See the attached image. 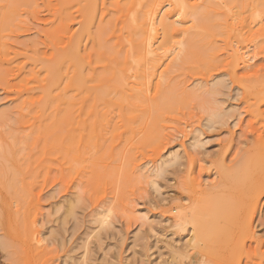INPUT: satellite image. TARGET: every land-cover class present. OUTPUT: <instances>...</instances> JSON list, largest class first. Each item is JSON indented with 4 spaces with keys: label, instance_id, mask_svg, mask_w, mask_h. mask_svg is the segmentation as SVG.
<instances>
[{
    "label": "rangeland",
    "instance_id": "rangeland-1",
    "mask_svg": "<svg viewBox=\"0 0 264 264\" xmlns=\"http://www.w3.org/2000/svg\"><path fill=\"white\" fill-rule=\"evenodd\" d=\"M9 6L15 21L1 49L13 59L0 66V179L7 185H0V264H264V184L234 166L264 140V101L245 98L224 56L203 74L172 73L173 102L142 121L123 124L113 113L102 133L83 141L76 164L67 154L68 127L46 121L52 109L44 119L25 104L31 65L13 55L48 51L52 13L42 0ZM242 47L239 77L264 74V54L254 43ZM216 81L223 85L214 90ZM211 112L219 119L208 123ZM158 159L166 162L159 175ZM28 220L41 240L34 258L23 242Z\"/></svg>",
    "mask_w": 264,
    "mask_h": 264
},
{
    "label": "bare ground",
    "instance_id": "bare-ground-1",
    "mask_svg": "<svg viewBox=\"0 0 264 264\" xmlns=\"http://www.w3.org/2000/svg\"><path fill=\"white\" fill-rule=\"evenodd\" d=\"M42 1L53 19L46 36L48 51L21 50L13 55L24 56L31 65L28 80H23L24 90L31 95L25 104L36 106L44 119L46 108L52 109L53 117L46 121L68 127L67 154L73 155L76 164L83 141L102 133L99 129L113 113L123 124H133L172 103L176 86L171 74L175 71L203 74L204 69L217 68L219 57L224 56L225 71L245 98L252 99L253 105L264 101V74L238 75L244 63V42L254 43L264 54V0H55V9ZM30 2L24 0V5ZM10 3L0 0L1 67L13 59L1 49L3 31L12 29L15 21ZM165 9L169 10L163 15ZM243 13L248 14L246 18H240ZM170 19L174 20L168 23ZM74 23L77 28L72 30ZM170 57L169 66L160 71L163 59ZM222 85L216 81L211 87L217 90ZM209 115L208 123L219 119L217 113ZM157 163L154 172L159 175L166 162L160 159ZM234 166L250 168L248 181L264 184V140L258 142L249 161ZM3 183L0 179L7 190ZM36 234L29 221L23 242L30 251L26 254L33 258L41 243Z\"/></svg>",
    "mask_w": 264,
    "mask_h": 264
}]
</instances>
